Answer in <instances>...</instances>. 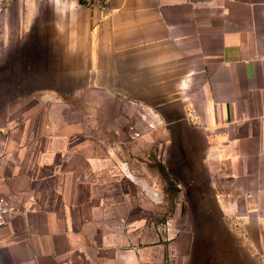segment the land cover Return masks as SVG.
Masks as SVG:
<instances>
[{
	"label": "crops",
	"instance_id": "1",
	"mask_svg": "<svg viewBox=\"0 0 264 264\" xmlns=\"http://www.w3.org/2000/svg\"><path fill=\"white\" fill-rule=\"evenodd\" d=\"M3 2L0 264H264V0ZM134 110L187 186L166 218Z\"/></svg>",
	"mask_w": 264,
	"mask_h": 264
},
{
	"label": "rangeland",
	"instance_id": "2",
	"mask_svg": "<svg viewBox=\"0 0 264 264\" xmlns=\"http://www.w3.org/2000/svg\"><path fill=\"white\" fill-rule=\"evenodd\" d=\"M14 6H16V3L2 4L0 2V12L4 11L3 7L11 10ZM2 16V13H0V34L3 33L2 30L5 27ZM130 131L134 186L142 188L144 193H148L147 196L150 203L166 204L156 211L159 214H163L164 218H166L169 213H172V207L167 204L177 201L186 203L188 200L187 186L186 188L184 186L179 188L177 186L178 182L174 179L172 180L167 172V148L162 150L160 143L163 139L165 140L162 124L157 120L155 115L136 114L134 110ZM147 189H154L157 195L151 194ZM142 201L145 200L143 199ZM156 212L154 211L152 214L156 215Z\"/></svg>",
	"mask_w": 264,
	"mask_h": 264
},
{
	"label": "built area",
	"instance_id": "3",
	"mask_svg": "<svg viewBox=\"0 0 264 264\" xmlns=\"http://www.w3.org/2000/svg\"><path fill=\"white\" fill-rule=\"evenodd\" d=\"M3 1H9V0H0V2L4 3ZM8 4H10V2H8ZM8 213H9V208L7 205L6 198L0 194V226L7 223Z\"/></svg>",
	"mask_w": 264,
	"mask_h": 264
},
{
	"label": "bare ground",
	"instance_id": "4",
	"mask_svg": "<svg viewBox=\"0 0 264 264\" xmlns=\"http://www.w3.org/2000/svg\"><path fill=\"white\" fill-rule=\"evenodd\" d=\"M151 194L157 195L156 191L154 189H150Z\"/></svg>",
	"mask_w": 264,
	"mask_h": 264
}]
</instances>
